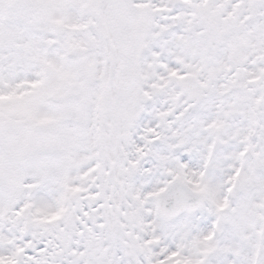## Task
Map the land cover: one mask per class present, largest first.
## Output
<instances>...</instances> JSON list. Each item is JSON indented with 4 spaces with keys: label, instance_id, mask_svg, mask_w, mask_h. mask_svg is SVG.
<instances>
[{
    "label": "snow or ice",
    "instance_id": "1",
    "mask_svg": "<svg viewBox=\"0 0 264 264\" xmlns=\"http://www.w3.org/2000/svg\"><path fill=\"white\" fill-rule=\"evenodd\" d=\"M0 264H264V0H0Z\"/></svg>",
    "mask_w": 264,
    "mask_h": 264
}]
</instances>
